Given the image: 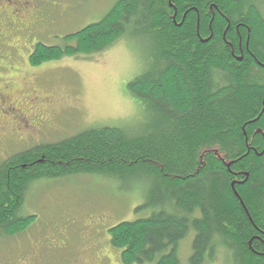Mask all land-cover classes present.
I'll use <instances>...</instances> for the list:
<instances>
[{
    "label": "trees",
    "instance_id": "trees-1",
    "mask_svg": "<svg viewBox=\"0 0 264 264\" xmlns=\"http://www.w3.org/2000/svg\"><path fill=\"white\" fill-rule=\"evenodd\" d=\"M132 33L152 44L149 67L126 86L150 120L136 127L91 125L3 159L0 239L31 222L23 206L33 182L87 174L146 185L140 208L151 213L109 228L122 264H179L178 243L189 230L187 264L213 259L218 247L233 264H264L258 0H116L100 20L64 36L72 43H38L28 61L37 66L94 53Z\"/></svg>",
    "mask_w": 264,
    "mask_h": 264
},
{
    "label": "rangeland",
    "instance_id": "rangeland-1",
    "mask_svg": "<svg viewBox=\"0 0 264 264\" xmlns=\"http://www.w3.org/2000/svg\"><path fill=\"white\" fill-rule=\"evenodd\" d=\"M115 1L38 0L37 17H42L29 30L31 39L34 35L45 44L72 43L64 40V36L100 20ZM258 2L264 14V0ZM33 19L35 14L27 20ZM23 35L14 33L9 39L16 42L14 45L23 44L26 43ZM28 51L20 50L14 62L0 63V90L7 91L4 84L13 80L18 88L31 84L37 93L54 97L56 107L63 103L74 106L68 116L71 121L56 122L54 128L44 132L46 138L59 140L91 125L136 127L150 120L145 103L126 89L127 83L150 65L152 44L145 36L125 34L103 50L65 55L37 66L29 64ZM4 77L9 78L5 81ZM10 96L16 99V95ZM10 147L6 151L1 149L0 162ZM20 149L24 148L12 152ZM145 188L138 180L120 183L87 174L33 182L23 206L24 213L33 218L22 232L0 239V264H122L120 249L110 243L109 228L151 213L148 207L140 208L145 202ZM93 218H101L102 225L89 226ZM193 236V230H189L179 241V264H187ZM96 254H105L108 260L95 263ZM201 264L233 263L224 249L218 247L213 259L205 256Z\"/></svg>",
    "mask_w": 264,
    "mask_h": 264
},
{
    "label": "flooded vegetation",
    "instance_id": "flooded-vegetation-1",
    "mask_svg": "<svg viewBox=\"0 0 264 264\" xmlns=\"http://www.w3.org/2000/svg\"><path fill=\"white\" fill-rule=\"evenodd\" d=\"M38 3V0H0V54L3 55L0 63L11 60L14 62L15 54H18L20 50L27 49L29 50L27 53H31L36 44H45L36 39L34 35L31 39L32 33H29L31 27L38 25L42 17H37ZM31 14H35V19L29 21L27 19ZM3 25H7L5 29H2ZM21 29L24 31H20ZM14 33L24 34L23 38L26 43L14 45L16 42L9 39V36ZM8 78L3 79L7 81ZM4 85L7 86L5 87L7 91L0 90V154L2 155L9 146L11 147L4 153L6 158L15 154L16 152L12 151L19 147L24 148L19 150L22 151L35 145L58 141L57 138V140L46 138L44 132H49L50 127L54 128L56 122L69 123L71 117L68 116L71 115V109L74 106L63 103L56 107L57 101L54 97L37 93L31 84L18 88L12 80L11 83L7 81ZM10 95H16V99ZM98 225H102L101 218H93L89 226ZM102 259L107 261V255L97 256L96 254L95 263Z\"/></svg>",
    "mask_w": 264,
    "mask_h": 264
},
{
    "label": "water",
    "instance_id": "water-1",
    "mask_svg": "<svg viewBox=\"0 0 264 264\" xmlns=\"http://www.w3.org/2000/svg\"><path fill=\"white\" fill-rule=\"evenodd\" d=\"M239 60H241V57H239ZM257 131H259V130H257ZM229 166H230V163H228L227 167L229 168ZM245 177H247V173H245ZM231 186L233 187L234 186V183H232ZM234 193H235L236 196H238V194L236 193V191H234ZM241 204H242L243 207H245L242 201H241Z\"/></svg>",
    "mask_w": 264,
    "mask_h": 264
},
{
    "label": "bare ground",
    "instance_id": "bare-ground-1",
    "mask_svg": "<svg viewBox=\"0 0 264 264\" xmlns=\"http://www.w3.org/2000/svg\"><path fill=\"white\" fill-rule=\"evenodd\" d=\"M240 180V179H239Z\"/></svg>",
    "mask_w": 264,
    "mask_h": 264
}]
</instances>
